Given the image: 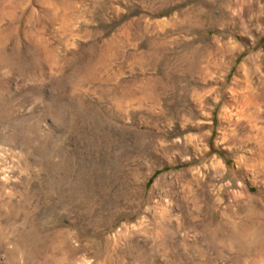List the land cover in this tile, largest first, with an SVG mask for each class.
Returning <instances> with one entry per match:
<instances>
[{
  "label": "rangeland",
  "instance_id": "374dc122",
  "mask_svg": "<svg viewBox=\"0 0 264 264\" xmlns=\"http://www.w3.org/2000/svg\"><path fill=\"white\" fill-rule=\"evenodd\" d=\"M0 264H264V0H0Z\"/></svg>",
  "mask_w": 264,
  "mask_h": 264
}]
</instances>
